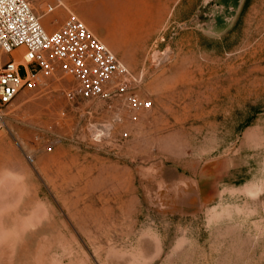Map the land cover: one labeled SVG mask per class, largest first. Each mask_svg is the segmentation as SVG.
<instances>
[{
  "label": "rangeland",
  "instance_id": "rangeland-1",
  "mask_svg": "<svg viewBox=\"0 0 264 264\" xmlns=\"http://www.w3.org/2000/svg\"><path fill=\"white\" fill-rule=\"evenodd\" d=\"M49 1L30 0L46 33L74 13L151 107L114 123L101 100L69 102L59 72L18 93L0 132V264H264V0H121L143 28L130 45L118 0Z\"/></svg>",
  "mask_w": 264,
  "mask_h": 264
},
{
  "label": "built area",
  "instance_id": "built-area-1",
  "mask_svg": "<svg viewBox=\"0 0 264 264\" xmlns=\"http://www.w3.org/2000/svg\"><path fill=\"white\" fill-rule=\"evenodd\" d=\"M60 6H63L61 0H50L44 12L50 13ZM18 48L23 50L21 60L35 64L37 69H27L21 77L13 58L0 65V132L15 97L21 90L39 84L43 72L71 76L76 84L65 91L67 100L71 103L101 100L114 111V123L121 122L119 109L133 115L151 107V102L139 100L132 92L141 75L130 71L71 11L59 28L48 34L40 24V16L32 10L30 0H0V58ZM98 127L102 135L113 133V126L106 121ZM127 136L123 132L120 138ZM46 150L50 151L51 147ZM27 158L33 161L31 156Z\"/></svg>",
  "mask_w": 264,
  "mask_h": 264
},
{
  "label": "crops",
  "instance_id": "crops-1",
  "mask_svg": "<svg viewBox=\"0 0 264 264\" xmlns=\"http://www.w3.org/2000/svg\"><path fill=\"white\" fill-rule=\"evenodd\" d=\"M119 1L121 2V0H118V1H117V4H118ZM158 1H159V0H157V3L155 4V6H156V5H159L160 2L158 3ZM124 6H125V5H124ZM123 15H124V14H123ZM124 19H125V18H124ZM123 28H124V31L121 32V29L123 30ZM130 30H134V32L132 33V35H130ZM142 30H143V28H142L141 25H138L137 23H135V24H133V25H130V24L126 21V19L124 20L123 23L118 22V26H117V32H118V34H119L122 38H124L126 44H129V45H130L132 42H133V43H134V42H137L138 37H137V35H135V33H137V31H138V32H141ZM16 50L18 51V53H16L15 56H13L12 58L16 61L17 65H18V70L20 69V67H21L22 65H26V66L32 65V64H25L24 62H22L21 59L19 58V57H21V53H22V51H21V50H18V49H16Z\"/></svg>",
  "mask_w": 264,
  "mask_h": 264
},
{
  "label": "bare ground",
  "instance_id": "bare-ground-1",
  "mask_svg": "<svg viewBox=\"0 0 264 264\" xmlns=\"http://www.w3.org/2000/svg\"><path fill=\"white\" fill-rule=\"evenodd\" d=\"M123 14H124V4L119 1L117 4V8H116V19L120 23H123L125 20L124 19L125 16ZM123 31H124V28H123V30L121 29V32H123ZM18 50H22V48H18ZM22 62H23V60H22Z\"/></svg>",
  "mask_w": 264,
  "mask_h": 264
}]
</instances>
